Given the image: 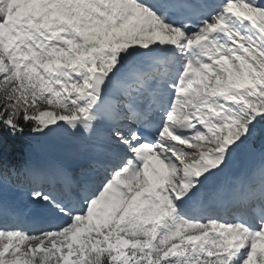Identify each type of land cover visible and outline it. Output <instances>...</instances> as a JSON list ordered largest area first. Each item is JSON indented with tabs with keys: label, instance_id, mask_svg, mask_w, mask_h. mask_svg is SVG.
Wrapping results in <instances>:
<instances>
[{
	"label": "snow or ice",
	"instance_id": "6c2138e0",
	"mask_svg": "<svg viewBox=\"0 0 264 264\" xmlns=\"http://www.w3.org/2000/svg\"><path fill=\"white\" fill-rule=\"evenodd\" d=\"M26 128L99 146L29 170L41 222L0 200V264H264V0H0V131Z\"/></svg>",
	"mask_w": 264,
	"mask_h": 264
},
{
	"label": "rangeland",
	"instance_id": "374dc122",
	"mask_svg": "<svg viewBox=\"0 0 264 264\" xmlns=\"http://www.w3.org/2000/svg\"><path fill=\"white\" fill-rule=\"evenodd\" d=\"M29 138H31V144L27 147L26 152L29 157L28 169L30 170L36 166L35 163H37L38 156H40L42 152L47 149V147L54 149L56 155L62 158L64 163L76 164L79 165V167L82 166L83 158L90 157L91 150L95 148V146L89 145L87 146L88 150H85V145L81 140H78L76 137H72V135L66 133H61L55 136L35 135L32 137L30 136ZM262 142H264V139ZM241 164L242 162L239 163V165ZM51 167L55 169L54 165H51ZM15 185H18L16 178L9 182L5 181L4 179L0 196L8 199L15 198V196L18 194L17 190L14 188Z\"/></svg>",
	"mask_w": 264,
	"mask_h": 264
},
{
	"label": "trees",
	"instance_id": "16d2710c",
	"mask_svg": "<svg viewBox=\"0 0 264 264\" xmlns=\"http://www.w3.org/2000/svg\"><path fill=\"white\" fill-rule=\"evenodd\" d=\"M26 133H32L26 128L24 134H11L7 131H0V164H22L26 161L24 147L27 144Z\"/></svg>",
	"mask_w": 264,
	"mask_h": 264
},
{
	"label": "bare ground",
	"instance_id": "6f19581e",
	"mask_svg": "<svg viewBox=\"0 0 264 264\" xmlns=\"http://www.w3.org/2000/svg\"><path fill=\"white\" fill-rule=\"evenodd\" d=\"M48 148V147H47ZM47 150V149H46ZM46 150H45V152H46ZM50 153L51 152H46L45 153V157H50ZM54 156V155H53ZM52 158V160H54V158L53 157H51ZM42 165V164H41ZM40 167H42V166H40ZM43 167H46V165H44ZM7 206H9L10 207V209H12L13 208V206H12V204H11V202L10 203H5Z\"/></svg>",
	"mask_w": 264,
	"mask_h": 264
},
{
	"label": "water",
	"instance_id": "95a60500",
	"mask_svg": "<svg viewBox=\"0 0 264 264\" xmlns=\"http://www.w3.org/2000/svg\"><path fill=\"white\" fill-rule=\"evenodd\" d=\"M248 155H250V154H248Z\"/></svg>",
	"mask_w": 264,
	"mask_h": 264
}]
</instances>
